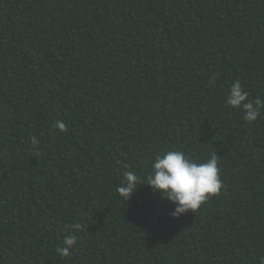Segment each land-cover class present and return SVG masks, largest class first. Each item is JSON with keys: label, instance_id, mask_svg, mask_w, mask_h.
Masks as SVG:
<instances>
[{"label": "trees", "instance_id": "obj_1", "mask_svg": "<svg viewBox=\"0 0 264 264\" xmlns=\"http://www.w3.org/2000/svg\"><path fill=\"white\" fill-rule=\"evenodd\" d=\"M237 80L264 98V0H0V264H259L264 109L227 105ZM172 150L223 181L178 217L144 184Z\"/></svg>", "mask_w": 264, "mask_h": 264}, {"label": "clouds", "instance_id": "obj_2", "mask_svg": "<svg viewBox=\"0 0 264 264\" xmlns=\"http://www.w3.org/2000/svg\"><path fill=\"white\" fill-rule=\"evenodd\" d=\"M226 103L233 108H242L244 119L249 123L255 122L261 109H264V98L249 99L248 92L243 90L238 80L232 83ZM54 127L61 132L67 131V125L61 120H57ZM30 141L33 146L40 143L35 136H31ZM140 179L134 171L124 173V179L116 189L124 202L136 192ZM145 179L144 184L151 186L155 192L175 205L172 212L174 217L188 211L195 212L211 197L218 196L223 185L216 153L203 163L195 162L183 151L172 150L158 154ZM68 229L73 234L64 238L63 247L56 248V252L62 257L70 256L82 226L79 223L70 224ZM259 264H264V257H260Z\"/></svg>", "mask_w": 264, "mask_h": 264}]
</instances>
